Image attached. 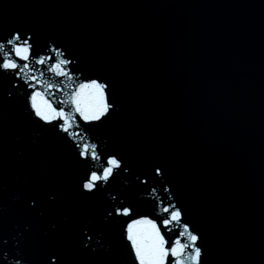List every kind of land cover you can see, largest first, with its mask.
I'll use <instances>...</instances> for the list:
<instances>
[{
  "label": "water",
  "instance_id": "95a60500",
  "mask_svg": "<svg viewBox=\"0 0 264 264\" xmlns=\"http://www.w3.org/2000/svg\"><path fill=\"white\" fill-rule=\"evenodd\" d=\"M12 29L33 32L38 53L55 42L75 57L69 68L78 80L109 83L116 110L103 124L81 127L130 173L82 195L86 167L74 144L29 115L19 92L30 89L7 99L8 79L0 81L5 264L18 258V226L29 229L20 251L30 264H41L51 247L64 264H133L123 238L129 218L105 223L106 210L122 200L134 207L132 218L152 216L150 189L166 198L163 183L202 234L206 264H264V0H0V33ZM155 165L167 169L165 180L154 176ZM89 228L103 233L107 251L82 249Z\"/></svg>",
  "mask_w": 264,
  "mask_h": 264
},
{
  "label": "snow or ice",
  "instance_id": "6c2138e0",
  "mask_svg": "<svg viewBox=\"0 0 264 264\" xmlns=\"http://www.w3.org/2000/svg\"><path fill=\"white\" fill-rule=\"evenodd\" d=\"M75 63L76 58H67L65 51L57 47L55 42L38 53L31 31L12 29L7 35L0 33V81L7 78L10 88L5 98H13L15 91L25 87L31 90L19 92L26 96V107L31 110L29 115L41 126H48L56 130L57 134H65L67 140L74 144L78 159L86 167V175L80 184L81 194L94 196L105 190L122 173H130V168L118 154H103L99 150L100 145L88 134L87 129L81 127L82 124L89 127L103 124L116 107L108 99L109 83L96 78L78 80V76H74L73 70L69 68ZM38 66L45 68L53 77L66 78L71 86L65 84L64 79L51 81L44 78L45 73ZM58 92L63 94L62 99L56 97ZM89 161L95 163L89 167ZM153 170L154 176L159 177L160 181L166 179L167 169L163 165H155ZM161 189L167 194L166 198H161L156 188L150 189V193L156 197L154 215L132 218L134 207L121 200L119 206L106 210L105 223L115 221L117 217L129 218L123 229V238L128 242L133 264H206L207 249L201 243L202 234L186 222L187 210L182 205L177 206L175 189L169 187L168 183L161 184ZM30 199V210H35L39 207V200L36 197ZM49 199H54V194L49 195ZM56 229L55 223L49 226L52 233ZM28 230V227L21 230L19 226L16 229L13 239L16 241L18 258L15 264H30L20 251L23 232ZM102 238V232L89 228L80 241L81 247L92 254L99 250L107 251L101 243ZM94 239L96 247H92ZM7 255L0 251V257ZM0 264H5L4 260L0 259ZM41 264H64L62 251L57 247L47 249Z\"/></svg>",
  "mask_w": 264,
  "mask_h": 264
}]
</instances>
